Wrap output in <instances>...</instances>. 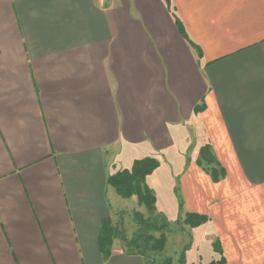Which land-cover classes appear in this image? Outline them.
Masks as SVG:
<instances>
[{
    "label": "crops",
    "instance_id": "0c3cea01",
    "mask_svg": "<svg viewBox=\"0 0 264 264\" xmlns=\"http://www.w3.org/2000/svg\"><path fill=\"white\" fill-rule=\"evenodd\" d=\"M144 157L156 213L207 217L178 233L264 264V0H0V264H145L98 246Z\"/></svg>",
    "mask_w": 264,
    "mask_h": 264
},
{
    "label": "trees",
    "instance_id": "16d2710c",
    "mask_svg": "<svg viewBox=\"0 0 264 264\" xmlns=\"http://www.w3.org/2000/svg\"><path fill=\"white\" fill-rule=\"evenodd\" d=\"M168 4V0H163ZM175 25L179 34L186 39V33L182 24L177 18L174 19ZM201 155L197 160V164L200 165V161L205 163L208 168H203L214 181L219 180L224 176V171L221 169L220 175L208 165L215 163L216 160L210 150L209 146H205L201 150ZM159 162L155 158L144 157L137 159L133 162L130 169H125L116 172L113 175L108 176L107 184L112 186L116 193L122 198L136 197L138 204L145 207L148 216L145 217L138 211L133 212L132 221L137 226V231L133 234V238L126 239L124 236L118 235V230L115 225H112L110 218H105L101 222L98 246L99 251L104 259H107L111 254V245L113 240L119 239L124 243L123 248L127 254L140 255L144 258L147 257V252L161 253L164 252L167 235L183 231L184 226L189 228H196L207 222L205 215H199L195 213L185 214V218L182 223L179 220L175 223V228L171 229L170 224L166 217L156 213L155 209V195L154 192L147 186L145 180L156 168H158ZM182 206V201L179 200V207ZM155 234H158L155 236ZM142 245H141V244ZM190 247V243L184 247V250ZM218 252H221L217 244ZM183 255L181 253L180 263L183 264ZM222 264H225V260L222 257ZM165 264H170V261L166 260Z\"/></svg>",
    "mask_w": 264,
    "mask_h": 264
},
{
    "label": "rangeland",
    "instance_id": "374dc122",
    "mask_svg": "<svg viewBox=\"0 0 264 264\" xmlns=\"http://www.w3.org/2000/svg\"><path fill=\"white\" fill-rule=\"evenodd\" d=\"M203 147L205 146H202L198 151L197 160L200 158L199 155H201V152H202L201 150ZM199 164H200L199 166H201L202 168H208L207 166H205V163L203 161H200ZM208 166L210 169H212V172L214 171L216 175H218V177L221 176L220 171L222 168L218 162L212 163ZM175 192L177 195L176 198L178 200H181V197L179 195L180 194L179 190ZM165 211L167 212L166 215L171 216V217L175 214H181L179 212V209H177L178 213H176L177 211H173L169 207ZM132 215H133V212H130V213L129 212H118L117 214H115V217L111 219L112 225H115L118 230V235L124 236L128 240L133 238V234L138 230L137 226L132 221ZM143 216L147 217L148 215L145 213ZM184 218L185 216L184 217L179 216V222L182 223ZM168 222L170 224V228L174 229L175 224L173 222V219L168 218ZM178 232L173 233L170 236L166 249H164V252L157 253V254L153 252H147L145 264H165L166 260L170 261V264H179L181 260L180 259L181 254H175V253L177 251H178L177 253H180L181 247L184 246L185 244L187 245L190 243V245H192L191 241L194 242L193 244L194 246L192 245L193 247L192 250H189V248L191 247L190 246L188 249L186 250L183 249L182 251V255L184 257L183 262H182L183 264H222L221 262L222 255L220 254V252L217 251L218 250L217 243L213 242L211 244L212 250L216 253V255L212 257L211 259L210 258L211 250H209V245L207 244L209 243V238H207V240H205V238L200 239L197 233L192 234L191 235L192 238H191L190 235L188 236L187 232L182 233V234L181 232L180 233ZM157 235L158 234H155V236ZM116 240L119 243V246L123 248L124 243L121 242L119 239H116ZM198 255H200L201 257H197Z\"/></svg>",
    "mask_w": 264,
    "mask_h": 264
}]
</instances>
